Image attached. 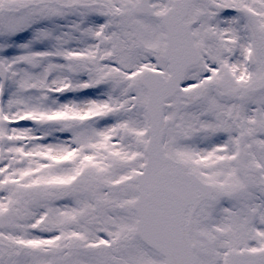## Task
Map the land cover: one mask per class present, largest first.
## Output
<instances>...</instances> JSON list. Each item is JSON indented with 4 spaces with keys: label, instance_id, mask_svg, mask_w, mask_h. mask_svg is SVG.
Here are the masks:
<instances>
[{
    "label": "snow or ice",
    "instance_id": "6c2138e0",
    "mask_svg": "<svg viewBox=\"0 0 264 264\" xmlns=\"http://www.w3.org/2000/svg\"><path fill=\"white\" fill-rule=\"evenodd\" d=\"M0 264H264V0H0Z\"/></svg>",
    "mask_w": 264,
    "mask_h": 264
}]
</instances>
